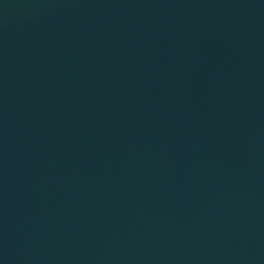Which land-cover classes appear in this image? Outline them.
I'll return each mask as SVG.
<instances>
[{
    "label": "water",
    "instance_id": "obj_1",
    "mask_svg": "<svg viewBox=\"0 0 264 264\" xmlns=\"http://www.w3.org/2000/svg\"><path fill=\"white\" fill-rule=\"evenodd\" d=\"M0 264H264V0H0Z\"/></svg>",
    "mask_w": 264,
    "mask_h": 264
}]
</instances>
